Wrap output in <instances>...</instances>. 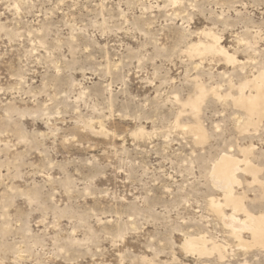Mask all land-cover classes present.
Listing matches in <instances>:
<instances>
[{"label": "rangeland", "instance_id": "rangeland-1", "mask_svg": "<svg viewBox=\"0 0 264 264\" xmlns=\"http://www.w3.org/2000/svg\"><path fill=\"white\" fill-rule=\"evenodd\" d=\"M260 80L264 0H0V264H264Z\"/></svg>", "mask_w": 264, "mask_h": 264}, {"label": "bare ground", "instance_id": "bare-ground-1", "mask_svg": "<svg viewBox=\"0 0 264 264\" xmlns=\"http://www.w3.org/2000/svg\"><path fill=\"white\" fill-rule=\"evenodd\" d=\"M254 87L256 88L255 89L256 90V95L255 96H253V97H245L244 95L240 94L239 95L240 97L238 96V99H236L237 100L236 102L239 105H241V106L246 108V110L248 111L250 116L256 115V114H260V113L264 114V105H262V103L264 102V80L258 81V84L254 83ZM244 127H245V125H244ZM235 170H236V162L235 161L223 160L219 164H217V166L215 167L214 172H213L214 173L213 174V178L216 180L215 182L222 183L228 189V187H230L231 181L233 179V174H235L234 173ZM225 186L222 187V190H223V188H225ZM228 192H229V190H228ZM231 193H232V191H231ZM231 193H228V195L226 194V196H228L227 197L228 200L230 202H232L233 205H234V204H236V200L233 199V197L231 196L232 195ZM247 220H248L249 223L246 226L244 225L245 229L246 228L247 229L250 228L252 230V231L250 230L251 233L253 232L252 236L254 238V241L256 243H258L259 245L264 247V216H261L259 218H254V217H251V216L248 215ZM245 221H244V224H245ZM237 222H238V220H236V222H234V224L237 223ZM240 225H241V227L243 226L242 223H240ZM236 227L238 228L240 226L236 225ZM186 245L189 248H191L193 246L192 242H188Z\"/></svg>", "mask_w": 264, "mask_h": 264}]
</instances>
